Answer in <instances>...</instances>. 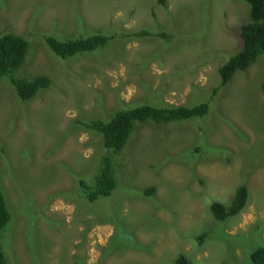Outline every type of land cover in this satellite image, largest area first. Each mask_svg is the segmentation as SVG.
<instances>
[{"label":"rangeland","instance_id":"obj_1","mask_svg":"<svg viewBox=\"0 0 264 264\" xmlns=\"http://www.w3.org/2000/svg\"><path fill=\"white\" fill-rule=\"evenodd\" d=\"M247 11L244 0H0V36L28 42L12 77L50 80L21 101L0 79L7 264H252L264 247V56L212 92ZM99 31L114 35L106 47L66 59L45 43ZM205 102L202 118L137 124L111 155L112 195L80 196L77 183L105 154L83 123ZM241 185L245 208L214 219L210 205H228Z\"/></svg>","mask_w":264,"mask_h":264},{"label":"trees","instance_id":"obj_2","mask_svg":"<svg viewBox=\"0 0 264 264\" xmlns=\"http://www.w3.org/2000/svg\"><path fill=\"white\" fill-rule=\"evenodd\" d=\"M247 5V21L239 29V50L231 55L218 69V85L213 93L226 86L233 76L245 72L259 56H264V0H244ZM114 35H105L99 31L87 37L59 41L53 37H46L45 43L57 57L66 59L77 54L88 53L106 47ZM28 42L15 34L0 36V79L8 76L16 95L21 101H30L43 89L50 86L49 78L36 77L32 80L15 79L12 74L20 68L27 55ZM264 94V77L260 85ZM208 103L192 107L168 106L152 107L142 105L132 109L116 111L106 122L91 120L82 125L101 136L102 147L105 151L101 155L92 172L77 183L80 196L87 202L109 198L115 191V164L111 155L122 151L127 144L133 129L137 124L146 122L175 123L193 118H202L208 114ZM146 196L154 193L149 187L143 191ZM248 190L241 185L236 189L234 197L228 205L214 202L210 205V213L217 221H225L238 215L246 206ZM11 221V213L6 204L0 187V264H7L2 248V234ZM252 264H264V247L257 248L250 254ZM177 264H186L183 258Z\"/></svg>","mask_w":264,"mask_h":264}]
</instances>
